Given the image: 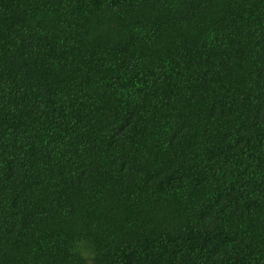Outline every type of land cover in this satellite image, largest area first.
Wrapping results in <instances>:
<instances>
[{
	"label": "trees",
	"instance_id": "16d2710c",
	"mask_svg": "<svg viewBox=\"0 0 264 264\" xmlns=\"http://www.w3.org/2000/svg\"><path fill=\"white\" fill-rule=\"evenodd\" d=\"M0 264H264V0H0Z\"/></svg>",
	"mask_w": 264,
	"mask_h": 264
}]
</instances>
